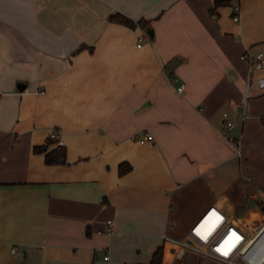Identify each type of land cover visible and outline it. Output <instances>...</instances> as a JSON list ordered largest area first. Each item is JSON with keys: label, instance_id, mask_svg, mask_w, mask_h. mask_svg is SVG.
<instances>
[{"label": "crops", "instance_id": "obj_1", "mask_svg": "<svg viewBox=\"0 0 264 264\" xmlns=\"http://www.w3.org/2000/svg\"><path fill=\"white\" fill-rule=\"evenodd\" d=\"M245 49L264 52V0H0V264H148L158 247L175 264L201 254L163 236L207 206L264 218L247 202L264 193V88ZM52 131L64 162L47 164L33 148H56ZM235 158L242 178L214 189Z\"/></svg>", "mask_w": 264, "mask_h": 264}, {"label": "built area", "instance_id": "obj_2", "mask_svg": "<svg viewBox=\"0 0 264 264\" xmlns=\"http://www.w3.org/2000/svg\"><path fill=\"white\" fill-rule=\"evenodd\" d=\"M233 10L232 20L238 21L239 5L235 4ZM145 38H147L146 33L139 35L136 46L140 47ZM240 58L248 65L250 72L255 73V78H252L249 86L263 89L264 75L261 74V71L264 69V52H252L245 49ZM169 82L175 86L176 92H183L185 83L177 75H169ZM2 94L3 92L0 90V96ZM220 118L223 136L235 145L236 155L240 156L238 140L229 132L233 127V122L226 111L221 112ZM49 138L57 146L63 144V139L58 131L50 132ZM152 139V134L145 133L137 141L143 144ZM107 222L110 223V220ZM163 238L177 247L190 249L225 264H264V218L249 219L243 215L229 214L213 204L204 209L191 224L185 236L181 238L163 236ZM225 252L227 255L224 254Z\"/></svg>", "mask_w": 264, "mask_h": 264}, {"label": "rangeland", "instance_id": "obj_3", "mask_svg": "<svg viewBox=\"0 0 264 264\" xmlns=\"http://www.w3.org/2000/svg\"><path fill=\"white\" fill-rule=\"evenodd\" d=\"M240 163L239 161L235 158L234 160V163L232 165L231 168H229L227 170V174H228V177L225 175V172H221V171H218L217 170L215 171V173L217 172L218 176H213L211 179H210V182L212 183L214 189H224L226 188L225 186H229V188H231L233 186V184L239 180L241 177V170H240ZM224 169V168H223ZM218 177V178H216ZM252 186H249L248 189H250ZM254 191L253 193H255L258 197V199H255V200H252L251 198L250 199H247V202H248V205H249V209L250 208H253L256 207V204L255 203H260V201L263 203L264 205V193L261 192V190L256 187V185L254 184ZM236 197L239 196V194H235ZM247 196V195H245ZM248 198V197H247ZM227 206V205H226ZM190 207V205H189ZM260 209V211L262 210L264 212V208H258V210ZM238 212H242L244 214H247L249 211L248 209H245L243 208L242 206H240L239 208V211ZM257 216V215H255ZM259 218V217H258ZM189 256V255H187ZM185 257L181 258V259H177L176 263L175 264H225V263H222L220 261H216L214 259H210V258H207V257H204V256H193V257H190L188 261H183ZM182 262V263H181Z\"/></svg>", "mask_w": 264, "mask_h": 264}, {"label": "trees", "instance_id": "obj_4", "mask_svg": "<svg viewBox=\"0 0 264 264\" xmlns=\"http://www.w3.org/2000/svg\"><path fill=\"white\" fill-rule=\"evenodd\" d=\"M231 0H213V11L215 8L223 5H228ZM110 20L120 22V23H130L129 20L124 17L121 14H112L109 17ZM141 26L145 27L146 23L145 22H140ZM50 139V138H49ZM52 140L50 139L49 142ZM34 151L37 152H43L44 153V160L47 164H52V163H59V162H64V149L62 146H57L53 150L48 151L46 149V145L42 144L39 146H34L33 148ZM129 169V166L125 164H121L119 167V172L122 173ZM235 210L236 212L239 211V205L235 204ZM161 263V248L158 247L152 254L151 260L148 264H160Z\"/></svg>", "mask_w": 264, "mask_h": 264}, {"label": "water", "instance_id": "obj_5", "mask_svg": "<svg viewBox=\"0 0 264 264\" xmlns=\"http://www.w3.org/2000/svg\"><path fill=\"white\" fill-rule=\"evenodd\" d=\"M146 34H147V36H149V38H152V36H153V34H152V30H151V29L148 30V31L146 32ZM17 86L20 87V84H18Z\"/></svg>", "mask_w": 264, "mask_h": 264}, {"label": "snow or ice", "instance_id": "obj_6", "mask_svg": "<svg viewBox=\"0 0 264 264\" xmlns=\"http://www.w3.org/2000/svg\"><path fill=\"white\" fill-rule=\"evenodd\" d=\"M224 254L227 255V252H225Z\"/></svg>", "mask_w": 264, "mask_h": 264}]
</instances>
